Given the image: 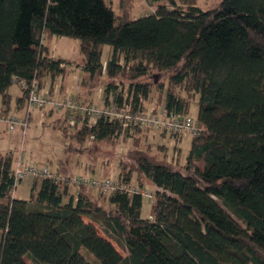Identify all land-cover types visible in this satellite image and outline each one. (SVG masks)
Returning <instances> with one entry per match:
<instances>
[{
	"label": "trees",
	"instance_id": "16d2710c",
	"mask_svg": "<svg viewBox=\"0 0 264 264\" xmlns=\"http://www.w3.org/2000/svg\"><path fill=\"white\" fill-rule=\"evenodd\" d=\"M134 1L118 0L117 11L111 0H0L3 111L10 110L14 78L27 85L14 100L19 111L32 80L43 89L46 76L66 71V60L50 56L43 42L55 35L78 39L81 85L89 90L105 76V103L125 96L138 109L156 92L166 112L186 115L197 96L200 127L183 163L139 156L135 170L116 177L129 184L135 173L141 187V176L150 182L148 217L138 192L106 193L105 206L95 187L80 186L75 196L47 177L35 178L20 199L13 195V150L0 153V264H264V0H221L208 10L196 0H162L131 18ZM123 78L127 91L117 83ZM58 111L62 129H53H77V140L122 135L117 121L78 117L71 125L68 111ZM94 223L122 241L126 254Z\"/></svg>",
	"mask_w": 264,
	"mask_h": 264
},
{
	"label": "rangeland",
	"instance_id": "374dc122",
	"mask_svg": "<svg viewBox=\"0 0 264 264\" xmlns=\"http://www.w3.org/2000/svg\"><path fill=\"white\" fill-rule=\"evenodd\" d=\"M220 1L221 0H196L195 4L202 10H208L215 8ZM117 2L118 0H113L112 2L115 10H117ZM161 2L163 1L135 0L132 5L130 16L131 18H137L143 14L151 13L155 6ZM43 42L47 46L50 56L63 58L67 62V64H65L66 71L62 75H57L56 80L54 81L53 86L56 92L59 93L58 96L50 94L47 90L46 92L57 99L70 96L77 97L80 94L79 97L81 101L91 103L98 107L104 106L105 102H102L97 94L99 92L98 88H100L99 90H102L103 92L106 84L105 76L98 78L95 85L89 89L90 92L88 90L89 87L81 85L85 75V72L83 71L85 57L80 52L78 39L52 35L50 37H45ZM108 53L109 46L105 45L101 56V60L103 62L107 60ZM160 78L161 77L159 76L157 79L158 82L160 81ZM123 79L124 81L122 82L117 79V83H119V87H122L124 91H127L129 82L126 78ZM150 80L152 81L154 79L150 77ZM50 81V77L46 76V88L50 85ZM19 88L20 87L17 83H12L9 88V92L15 96L19 93ZM150 99L151 101L157 103L158 94L156 92H152ZM25 107L21 114L13 112L15 109L11 108V112H5L2 109H0V112L5 113L6 115L23 116L25 113ZM48 107L49 106L42 108L34 107L31 109L25 131H22V129L19 128H15L13 131L6 128L1 131L4 138L7 139L9 136L11 141L10 148L13 152H15V155H13L14 167L18 160H22L36 165H47L52 171L59 170L62 173H67L66 170L56 168L58 164L63 162L66 167L70 166V171L73 172L74 175L94 178L109 177L111 179H116L120 171L124 172L128 169L135 170V163L139 156H146L155 162L181 164L183 163L189 149V139L187 137H184L178 144L180 152H175L172 149L173 135L151 128L137 130L136 132L130 134L123 133L116 140L96 141L92 139V137L88 136L80 141L71 136V132H75L77 129L70 128L66 130V132L53 129V125L62 129L61 123L63 124V122L58 116L60 111H54L52 109L49 110ZM142 108L149 112L162 111L152 109V107L147 104L144 105V103ZM197 108L196 96L190 101L188 114L196 118ZM56 119H58L57 122H55ZM1 123L4 122H0V124ZM164 134H166L165 137ZM162 145H166L167 148L164 149ZM141 178L144 184L143 187H141L138 180H136V175L134 173L129 183L130 187L132 189L141 188L143 190L151 191L150 182L143 176H141ZM34 180L35 178L27 177L19 181L13 191V195L20 199H27L30 194L31 183ZM69 190L70 193H72L73 188L69 187ZM93 191L96 197L99 198V201L101 203H105V206H107V194L100 192L97 189H94ZM67 198L68 196H65V199ZM151 202L152 201L148 200L146 197H143L141 210L142 216H149ZM84 220L91 222V220L87 217H85ZM94 224L101 236L109 239L122 255L126 254V249L122 241H116L115 239L110 238L103 231L101 225L97 223ZM1 236L0 232V240ZM24 260L28 264H43L34 263L29 258H24Z\"/></svg>",
	"mask_w": 264,
	"mask_h": 264
},
{
	"label": "built area",
	"instance_id": "2783aa9c",
	"mask_svg": "<svg viewBox=\"0 0 264 264\" xmlns=\"http://www.w3.org/2000/svg\"><path fill=\"white\" fill-rule=\"evenodd\" d=\"M13 81L17 83L20 88L27 86L22 79L19 80L14 78ZM45 106H49L57 111L61 109L68 111L67 121L71 125L78 117L87 119L90 124H94L100 117L109 118L120 124L122 134H130L137 130L151 128L167 132L173 136H179L183 133L195 135L200 130L196 119L189 114L179 115L168 113L165 110L161 112H149L144 108L134 109L131 99H127L125 96L120 103H117L112 97H109L108 103H105L102 107L83 102L71 96L57 99L42 89H39L35 80H32L28 87L24 115H6L0 112V122H4L10 131H13L15 128L25 131L31 109ZM27 177L52 178L59 186L67 185L72 187V194L75 196L78 194V188L80 186H89L95 187L103 193H110L116 190L126 191L128 193L138 192L148 200H153L152 191L143 190L141 188L132 189L129 184L121 183L114 178H94L84 177L82 175L67 177L59 175L56 171H52L47 165H36L18 160L14 167V180L16 184Z\"/></svg>",
	"mask_w": 264,
	"mask_h": 264
},
{
	"label": "crops",
	"instance_id": "0c3cea01",
	"mask_svg": "<svg viewBox=\"0 0 264 264\" xmlns=\"http://www.w3.org/2000/svg\"><path fill=\"white\" fill-rule=\"evenodd\" d=\"M112 2H113V0H111ZM117 4H118V2H117ZM113 5V4H112ZM51 79V78H50ZM56 80V77L54 78V80H51L50 81V85L46 88V86L42 89L43 91H45L46 92V90L49 92V93H51V94H54V95H56V96H58V94L59 93H57L56 92V90L54 89V81ZM45 85H46V82H45ZM45 89V90H44ZM100 88H98V94H97V96L100 98V100L103 102L104 101V95H103V92H102V90H99ZM10 94H11V96H12V98H11V101H10V108L11 109H15L14 107H15V104H14V100H15V97L16 96H18V95H20L21 94V88H19V93H17L15 96L11 93V92H9ZM91 94V93H90ZM78 96H80V94L78 95ZM90 96H92V95H90ZM111 97V96H110ZM13 102V103H12ZM145 104H147V105H149L150 107H152V109H158V110H163L164 109V107H163V101L161 100V102H160V104H157V103H155V102H153V101H151V99L149 98L148 100H146L145 102H144V105ZM0 109H3V105H2V102H1V98H0ZM22 110H24V108L22 109ZM22 110H19V111H13V112H17V114H21L22 113ZM50 110V109H49ZM9 112H11V110L9 111ZM7 127H6V125L4 124V123H1L0 124V153H2V152H5V151H8V150H12L11 148H10V145H11V141H10V139H9V136H8V138L6 139V138H4L3 137V135L1 134V131H3L4 129H6ZM165 135L166 134H164V137H165ZM184 137H187L188 139H189V141H190V139H191V135H189V134H187V133H183L181 136H178V140H175V138H173L172 139V142H173V151H174V146L175 145H177L178 146V144L180 143V141L184 138ZM163 147H164V149H166L167 148V146L166 145H162ZM13 153H15V152H13ZM15 155V154H14ZM56 168H59L60 170H66V171H68V170H71V168H70V166L69 167H66L65 165H64V163L63 162H61L60 164H58V166L56 167ZM32 184V183H31ZM94 190V189H93ZM87 191L88 192H92V190H91V188H87ZM72 192H73V190H72ZM94 192V191H93Z\"/></svg>",
	"mask_w": 264,
	"mask_h": 264
}]
</instances>
